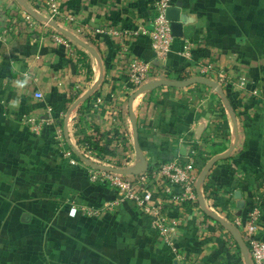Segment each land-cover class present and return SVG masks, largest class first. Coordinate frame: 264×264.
Masks as SVG:
<instances>
[{
    "label": "crops",
    "instance_id": "0c3cea01",
    "mask_svg": "<svg viewBox=\"0 0 264 264\" xmlns=\"http://www.w3.org/2000/svg\"><path fill=\"white\" fill-rule=\"evenodd\" d=\"M48 1L0 0V220L8 222L0 235L8 236L9 259L22 256L23 264H246L230 231L200 205L164 206L167 215L184 221L177 254L153 229L151 217L130 202L99 217L79 213L83 206L100 209L114 202L115 190L92 183L82 159L78 165L68 162L55 128L37 135L26 118L44 117L50 108L69 146L98 136L114 151L101 157L130 168L137 163L129 111L133 92L127 85L131 58L154 63L152 80L203 77L201 68L212 65L226 77L222 86L236 109L240 139L232 156L208 174L204 198L230 222L258 203L264 240V0H172L183 3L190 22L164 63L156 60L148 36L123 34L139 25L150 27L159 0H58L62 12L76 21L63 28L81 29L78 38L88 48L68 37L71 47L52 39L61 32L29 10L43 14ZM186 43L189 58L182 54ZM133 110L149 168L184 157L190 141L211 157L231 145L233 121L209 86L146 92ZM156 198L169 197L158 189ZM225 203L233 209L229 216ZM72 208L78 210L75 217Z\"/></svg>",
    "mask_w": 264,
    "mask_h": 264
},
{
    "label": "built area",
    "instance_id": "2783aa9c",
    "mask_svg": "<svg viewBox=\"0 0 264 264\" xmlns=\"http://www.w3.org/2000/svg\"><path fill=\"white\" fill-rule=\"evenodd\" d=\"M172 5H174L172 0L157 1L155 5L157 13L151 21L150 27L139 25L134 30H128L123 33L126 36L136 38L148 36L152 42L156 60L161 63L167 60L177 39L172 34L171 23L166 19V10ZM45 7L46 10L44 9L43 14H39L48 18L50 22H55L60 27H63L65 23H76L73 17L66 16L62 12L58 0H49ZM46 25H50V23L46 22ZM70 29L69 31H71ZM98 32L102 33L103 30H99ZM73 34L79 37L83 34V31L77 29ZM115 34L118 35L117 33ZM52 39L60 45L67 47H71L72 45V42L61 33L54 34ZM190 51V43H186L182 51L183 56L189 58ZM216 72V69L212 65H205L200 70L204 78H209L223 85L226 82L225 75L222 72ZM155 73L153 62L132 57L128 67V88L133 93L136 92L144 84L153 81ZM241 84L245 85V83ZM81 88V85H77V94L80 93ZM38 97H41V95L39 94ZM26 123L31 131L37 135H42L46 129L55 128L60 150L71 165H78L81 161V155L99 166L123 168L115 159L111 161L108 158L99 156L86 140L77 146L70 147L64 138L63 128L58 126V119H56L54 112L50 108L45 111L44 117H29L26 118ZM97 137L95 136L94 138ZM211 158V156L202 150L200 143L190 141L184 157H177L157 167L152 166L148 171L137 176H124L107 170L95 169L86 164L89 180L92 183L110 185L116 192V200L106 203L100 209L83 206L79 213L89 217H99L106 209H114L124 203L130 202L151 217L153 229L163 240L164 244L177 254L176 237L184 221L181 217L171 218L164 212V206L167 202L180 206L187 203L199 205L196 190L197 182L201 171ZM158 189L163 190L169 198L158 200L156 198ZM223 207L225 208L226 216L233 213V209L229 203H225ZM77 213L78 210L72 208L70 215L75 217ZM261 218V208L258 203H255L250 207L245 216L235 215L231 221L239 229L249 249L253 264H264V240L260 236Z\"/></svg>",
    "mask_w": 264,
    "mask_h": 264
},
{
    "label": "water",
    "instance_id": "95a60500",
    "mask_svg": "<svg viewBox=\"0 0 264 264\" xmlns=\"http://www.w3.org/2000/svg\"><path fill=\"white\" fill-rule=\"evenodd\" d=\"M29 10L35 17H37L38 19L43 20L45 22H49L50 25L54 26L58 31H60L63 35H65L69 39H71V40L75 41L76 43L81 44V45L88 48V46L80 38H78L76 35H74L70 31H68L67 29L58 26L55 22H50L48 18L38 14L34 10H32L30 8H29ZM166 19L171 23L173 36L177 39L184 38L186 35L184 28H185V26H187L189 24L190 19H189V16L187 14L183 13V3L182 2H177L176 4L167 8ZM192 85H205V86L211 87L213 89L214 93L219 95L221 97V99L223 100V102H224V104H225V106H226V108H227V110L231 116V119L233 121V127H234L233 128V137H232V141H231V145H230L229 149L225 153H222V154H219V155L212 157L207 162V164L205 165V167L203 168V170L200 173V176H199V179L197 182V187H196L199 205H200L201 209L206 214L211 216L213 219L218 221L220 224L225 226L230 231V233L233 235L234 239L237 241V243L240 247V250H241V252L245 258V263L246 264H253L252 259L250 257L249 249H248L246 243L244 242L239 229L235 225H233L231 222L225 220L220 215L215 213L213 211V209L207 205L205 198H204V193H203L204 182H205L208 174L212 170V168L218 162L223 161V160H227L232 156L233 152L235 151V149L238 146L239 139H240V130H239V124H238V118H237L236 111L231 106L230 101H229V99L225 93V90L223 89V86L219 82L211 80L209 78H204V77H196V78H190V79H185V80L158 79V80L149 81L148 83H146L142 87H140L136 92H134L130 96V99H129L130 119H131L133 129H134L135 147H136V151H137V163H136V165L133 167H130V168H111V167L96 165L81 155H80V158L86 164H88L89 166H91L95 169L107 170V171L118 173V174H121L124 176H137V175H140V174L148 171L149 164H148L147 159L144 155V152L141 148L138 121H137V118H136V116L134 114V110H133L134 101L140 95H142L146 92H152V91L159 89V88H162V87H174V88H180L181 89V88L190 87ZM97 86L98 85H95L93 90H91L87 95L80 98L75 103L70 114L76 109V107L80 103L86 101L87 99H89L91 97V95L93 94V92ZM244 206H245V202L240 201L239 202V208L242 209V208H244ZM238 216H241V214H238Z\"/></svg>",
    "mask_w": 264,
    "mask_h": 264
},
{
    "label": "rangeland",
    "instance_id": "374dc122",
    "mask_svg": "<svg viewBox=\"0 0 264 264\" xmlns=\"http://www.w3.org/2000/svg\"><path fill=\"white\" fill-rule=\"evenodd\" d=\"M7 224V220H0V228H3L4 233ZM8 247H10L8 243V236L6 234L0 235V264H13V260L15 261V264H23L22 256H18L16 259H9L10 252L8 251Z\"/></svg>",
    "mask_w": 264,
    "mask_h": 264
},
{
    "label": "trees",
    "instance_id": "16d2710c",
    "mask_svg": "<svg viewBox=\"0 0 264 264\" xmlns=\"http://www.w3.org/2000/svg\"><path fill=\"white\" fill-rule=\"evenodd\" d=\"M184 78L183 77H180L179 80H183ZM231 106L234 108V105L232 104V102H230ZM234 110L236 111V109L234 108ZM237 114V112H236ZM58 124H62L61 121L58 123ZM108 139V144L111 145L112 142H113V136H112V133L110 134H106L105 135ZM101 138H95V139H92L91 137L88 138L86 141L88 142V144L91 146V148L99 155V156H102V155H105V154H108L110 156H113L114 155V151L110 148H106L105 146L101 145ZM71 147V145H70ZM204 190H205V186H204Z\"/></svg>",
    "mask_w": 264,
    "mask_h": 264
}]
</instances>
